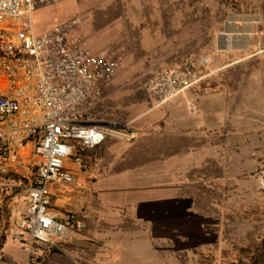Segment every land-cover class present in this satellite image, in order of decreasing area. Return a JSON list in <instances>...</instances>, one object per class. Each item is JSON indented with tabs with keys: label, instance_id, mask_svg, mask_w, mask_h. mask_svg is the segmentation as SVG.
Here are the masks:
<instances>
[{
	"label": "rangeland",
	"instance_id": "obj_1",
	"mask_svg": "<svg viewBox=\"0 0 264 264\" xmlns=\"http://www.w3.org/2000/svg\"><path fill=\"white\" fill-rule=\"evenodd\" d=\"M141 4L143 0H64L36 12L33 26L37 34L62 27L69 46L107 58L128 51L121 46L124 38H138L137 46L143 34L163 31L171 38L165 45L174 48L173 62L164 70L186 60L209 64L217 36L227 35L223 46L237 48L232 67L201 76L199 129L189 139L184 179L197 216L183 231L194 248L189 264H264V0H174L163 11L165 19ZM148 12L151 17H145ZM251 18L252 30L244 23ZM140 54L131 60L134 68L118 71L117 83L104 95L116 104L105 110L123 120L143 113L154 99L146 90L152 73H135L149 69L137 63ZM31 149L23 152L19 167L25 177ZM24 197L16 205L15 222L26 212Z\"/></svg>",
	"mask_w": 264,
	"mask_h": 264
},
{
	"label": "crops",
	"instance_id": "obj_2",
	"mask_svg": "<svg viewBox=\"0 0 264 264\" xmlns=\"http://www.w3.org/2000/svg\"><path fill=\"white\" fill-rule=\"evenodd\" d=\"M173 1L143 0L140 6L146 11L155 10L154 17L165 19L167 13L163 11L171 9ZM219 36L209 64L194 60L201 76L208 71L222 72L233 65L232 54L237 48L228 45L234 49L222 50L228 47L223 46L227 36L223 41ZM136 39H122L121 46L128 51L117 50V56L108 58L117 63L120 74L136 66L131 60H139L140 53L142 58L137 63L149 69L135 73H152L148 80L173 62L170 61L174 48L165 45L171 38L163 31L143 34L137 46ZM134 48L139 50L136 54L131 52ZM90 56L95 64L108 57L93 53ZM116 80L104 84L101 93L84 105L94 123L110 132L102 145L87 154L93 162L92 170L84 172L73 167L74 184L49 186L52 209L61 215H79L86 227L58 241L44 264H189L194 248L189 246V235L183 229L197 215L184 179L190 162L189 139L196 138L199 129L202 83L163 106L150 99L143 113L123 120L111 109L105 110L108 104H114L104 95ZM19 197L7 200L6 211L0 214V264H25L30 256L11 237L19 223L14 221L19 212Z\"/></svg>",
	"mask_w": 264,
	"mask_h": 264
},
{
	"label": "built area",
	"instance_id": "obj_3",
	"mask_svg": "<svg viewBox=\"0 0 264 264\" xmlns=\"http://www.w3.org/2000/svg\"><path fill=\"white\" fill-rule=\"evenodd\" d=\"M63 1L0 0V214L7 200L25 195L26 212L11 235L30 253L25 264H44L58 241L85 229L79 215L52 209L49 186L74 184L73 167L91 171L87 154L110 135L84 105L115 78L117 63L107 58L95 64L87 52L69 46L62 27L35 32L34 14ZM202 80L186 60L160 72L146 90L163 106ZM30 144L25 177L19 167Z\"/></svg>",
	"mask_w": 264,
	"mask_h": 264
},
{
	"label": "bare ground",
	"instance_id": "obj_4",
	"mask_svg": "<svg viewBox=\"0 0 264 264\" xmlns=\"http://www.w3.org/2000/svg\"><path fill=\"white\" fill-rule=\"evenodd\" d=\"M234 19H235V18H234ZM235 20H237V19H235ZM248 20H249V21H248L247 23H246V22H244V23L247 24L248 26H250V27H251V30H252V28H253L252 26H253V24H254L252 20H254V19L251 18V19H248ZM245 21H246V18H245ZM229 24H230V23H229ZM233 24H234V23H233ZM231 25H232V24H231ZM236 25H237V24H236ZM234 26H235V25H234ZM234 26H233V27H234ZM251 30H250V31H251ZM245 35H246V34H245ZM249 36L252 37V34H250ZM263 185H264V182H263Z\"/></svg>",
	"mask_w": 264,
	"mask_h": 264
},
{
	"label": "water",
	"instance_id": "obj_5",
	"mask_svg": "<svg viewBox=\"0 0 264 264\" xmlns=\"http://www.w3.org/2000/svg\"><path fill=\"white\" fill-rule=\"evenodd\" d=\"M226 32H228V30H226ZM227 35L226 34H221L220 36H219V39H220V41L222 40H224V38L226 37ZM231 49H234L233 47H223L222 48V50H231Z\"/></svg>",
	"mask_w": 264,
	"mask_h": 264
},
{
	"label": "trees",
	"instance_id": "obj_6",
	"mask_svg": "<svg viewBox=\"0 0 264 264\" xmlns=\"http://www.w3.org/2000/svg\"><path fill=\"white\" fill-rule=\"evenodd\" d=\"M2 210V208H0V211Z\"/></svg>",
	"mask_w": 264,
	"mask_h": 264
}]
</instances>
